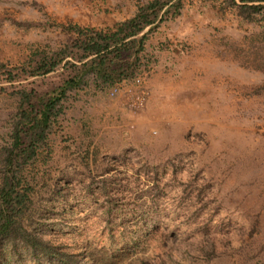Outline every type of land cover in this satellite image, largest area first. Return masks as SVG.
Wrapping results in <instances>:
<instances>
[{
  "label": "rangeland",
  "instance_id": "obj_1",
  "mask_svg": "<svg viewBox=\"0 0 264 264\" xmlns=\"http://www.w3.org/2000/svg\"><path fill=\"white\" fill-rule=\"evenodd\" d=\"M137 1L0 0V59L73 36L4 15L104 27ZM136 75L146 94L132 106ZM114 85L70 94L48 147L24 167L26 230L82 263L264 264V10L242 17L222 0H182L147 37L136 72ZM13 101L0 92V144ZM10 237L0 264H58Z\"/></svg>",
  "mask_w": 264,
  "mask_h": 264
},
{
  "label": "trees",
  "instance_id": "obj_2",
  "mask_svg": "<svg viewBox=\"0 0 264 264\" xmlns=\"http://www.w3.org/2000/svg\"><path fill=\"white\" fill-rule=\"evenodd\" d=\"M222 1L235 7L242 17L264 10V0ZM181 7L182 0H138L130 15L104 27L72 20L46 18L36 22L2 17L23 28L39 24L71 31L73 36L55 44L33 43L15 62L0 59V92L14 100L7 111L8 140L0 144V243L18 236L48 258L53 256L58 264H90L80 262L75 251L60 250L48 238L22 225L28 198L23 169L38 148L48 147V131L63 114L67 97L83 88L104 90L132 76L149 34L162 22L177 18ZM56 71L57 79L45 90L35 87L36 78Z\"/></svg>",
  "mask_w": 264,
  "mask_h": 264
},
{
  "label": "built area",
  "instance_id": "obj_3",
  "mask_svg": "<svg viewBox=\"0 0 264 264\" xmlns=\"http://www.w3.org/2000/svg\"><path fill=\"white\" fill-rule=\"evenodd\" d=\"M134 81L135 83H137L139 85V88L137 91L133 92L128 100V104L132 105V106H139L142 104L143 98L146 94L145 89L142 87L140 81H141V77L139 75H136L134 77ZM116 90H118V86L117 85H113L110 90L109 93H114Z\"/></svg>",
  "mask_w": 264,
  "mask_h": 264
}]
</instances>
